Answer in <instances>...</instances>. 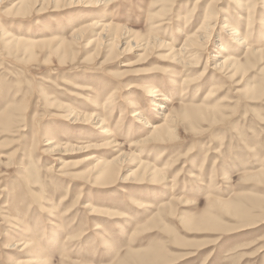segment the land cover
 <instances>
[{
  "label": "rangeland",
  "instance_id": "1",
  "mask_svg": "<svg viewBox=\"0 0 264 264\" xmlns=\"http://www.w3.org/2000/svg\"><path fill=\"white\" fill-rule=\"evenodd\" d=\"M198 1H0V264H264V0ZM208 11L212 41L185 59ZM130 97L150 125L177 116L178 140L144 143ZM71 112L110 117L118 146Z\"/></svg>",
  "mask_w": 264,
  "mask_h": 264
},
{
  "label": "bare ground",
  "instance_id": "2",
  "mask_svg": "<svg viewBox=\"0 0 264 264\" xmlns=\"http://www.w3.org/2000/svg\"><path fill=\"white\" fill-rule=\"evenodd\" d=\"M0 1H2V0H0ZM200 1V0H199ZM198 1V2H199ZM236 0H231V2L232 3H234ZM23 2V4H24V2L25 1H22ZM21 2V3H22ZM235 3H238V1H236ZM197 4V3H196ZM239 4V3H238ZM23 6V5H22ZM21 6V7H22ZM197 7H198V5H197ZM196 7V8H197ZM242 7V6H241ZM255 6H253V7H251V10H253V9H255L254 8ZM213 8V7H212ZM212 8H209L210 10H213ZM244 9V8H243ZM196 10V9H195ZM194 14L196 13V11H192ZM192 13V14H193ZM210 11H208V13L206 14L207 16L205 17L206 18V20L204 21V23L207 21V24L208 25H204V23L202 24V26L199 28V30H198V35H197V38L195 39V40H193L192 38H188L186 41H185V44L182 46V49H181V54H180V56H182V57H184L185 59H188V58H190L191 56H193V55H197V54H199V53H203V50L204 49H206V48H208V45H209V43H210V41H212V37H210L209 36V31L211 30V28L213 29L215 26H216V23H215V21H213L212 23H211V25H212V27H210V25H209V23L211 22L210 20V18L212 17L211 15H210ZM191 14V13H190ZM189 14V15H190ZM218 18L219 17H217V19H215L217 22H218ZM242 18V17H241ZM154 19H156V18H154ZM243 19V18H242ZM253 19V17H252V15H250L249 14V16H248V18H247V23H248V29H250V27L252 26V23H251V20ZM153 20V19H152ZM162 22V21H161ZM163 25V24H162ZM204 25V26H203ZM90 26H85V28H83V29H81V30H77V32H75V37H77V38H80V35H81V33L83 32V31H85V30H87L88 28H89ZM231 28L230 30L228 29V28ZM224 29H228L229 30V32L231 33V35H232V37H233V40L234 41H241V43H245L247 40L246 39H244L243 37L242 38H240V36H242V35H240V32L238 31V30H236V28H235V26L234 27H232L230 24H228V25H225V27H224ZM203 31H206V34H203ZM213 31V30H212ZM126 35H123V36H119V37H117V40H119V39H121L122 41H123V39L125 40L126 39V37H125ZM248 36V35H247ZM248 38V37H247ZM18 40V39H17ZM120 40V41H121ZM136 40V39H135ZM134 39H133V41L131 42H127V43H125L124 41V43H121V42H119V41H117V42H115L114 43V45H112L111 47H113V46H118L119 44H120V46H119V49L121 50L120 51V54H123V53H127V51H130L129 53H127V54H132L133 53V50L134 49H136L137 48V42L135 41ZM15 41V40H14ZM116 41V40H115ZM17 43H20V42H18V41H16ZM48 42H51V41H48ZM48 42H46V41H44V40H37L36 42H33V43H31V45L32 46H40V45H44V43H48ZM114 42V41H113ZM156 42V41H155ZM149 43V44H148ZM127 45L126 46V48H123V50H122V47L124 46V45ZM146 44H148V46L151 44V41H149V42H147ZM106 45H107V43H106ZM221 47H220V50L221 51H225V47L223 46V45H220ZM247 46H249L248 44H247ZM44 47V46H43ZM35 48V47H34ZM114 48V47H113ZM114 50V49H113ZM248 50V52H249V50H250V48H248L247 49ZM116 51V50H115ZM116 57L117 56H119V54H117V55H115ZM214 57V58H213ZM218 57H220L219 55H217V54H214L212 57L210 56V58L209 59H211V60H213V63H215V65H216V67H218V68H224V67H226L227 68V70H230V74H232L231 76H230V78H233V77H235L237 74H238V72H240V71H242V62H239V60H237V58L234 56V55H229V58H226V59H224V60H221V59H217ZM247 57H248V53H247V55H246V57H245V59H244V61H246V59H247ZM213 58V59H212ZM180 60V59H179ZM185 63V65H187L188 63H186V62H184ZM196 63V65H194V66H190V69H197V67L200 65V63L197 61V62H195ZM247 66H245V68H246ZM244 68V69H245ZM205 70H207V67L205 68ZM214 70V69H213ZM203 75H204V73L203 74H201L200 76H198V78H195V79H188V78H182L184 81H183V84H184V89H190L192 86H194V85H198V83H201L202 82V80H203V78H201V77H203ZM182 84V85H183ZM130 89H134V88H130ZM215 89V88H214ZM153 92V91H152ZM216 92V91H215ZM210 93H213V90L210 92ZM131 94V93H130ZM155 96V95H154ZM150 97V96H149ZM156 97V96H155ZM130 98H132V97H130ZM114 99V98H113ZM113 99L112 98H109L108 100L109 101H106V102H101V103H103V106H101L102 108H98L97 110V112H102L103 110H106V108L107 107H109L110 106V102L112 103L113 102ZM169 100V99H168ZM164 101H166V100H164ZM126 103H128V105H129V108L131 109V110H133L132 112H134L135 111V116L136 115H138V117H139V122H140V124H142V125H144V126H146V128H149V129H151V128H153L152 129V132H151V135H150V137L146 140L145 139V142L144 143H148L149 145H155V144H161L162 146H165V145H167L168 143H175L177 140H178V127H177V123H178V121H177V119H178V117L177 116H174V114L173 113H171V114H167L165 117H164V119H163V121L162 122H160V123H154V124H151L150 125V122L148 121V119L145 117L146 116V114L144 113V111L143 110H140V101H138V100H134L133 98L132 99H128L127 100V102ZM155 103V102H154ZM156 104V103H155ZM109 108H107V110H108ZM197 109V108H196ZM111 110H113V109H111ZM96 112V115H93V116H90V117H88L87 115V117H83V116H81L80 117V115L79 114H75V112H74V114L71 112L70 114H68V118H67V120L68 119H71V120H73V123L72 124H87V123H94V124H96L95 125V127L96 128H98L99 127V130H101V134H103V140L102 141H105V143H104V145H113V146H118V145H116V141H115V139H113V134H112V132H111V129H109L108 128V121H109V118L108 119H106V117L104 118L103 117V113H97ZM67 113V112H66ZM65 113V114H66ZM104 115H105V113H104ZM107 115V114H106ZM108 117V116H107ZM123 117V116H122ZM144 140V139H143ZM142 141V140H141ZM143 143V144H144ZM50 144V143H49ZM103 145V146H104ZM99 147H101V146H99ZM152 147V146H151ZM90 148V147H89ZM113 148V147H112ZM87 149H88V147H87ZM164 156V154L161 156V157H163ZM160 157V158H161ZM122 161H121V159H120V157H117V158H114L112 161H106V162H104V164H102L103 165V168H102V171H100V175H101V178L103 179V182L105 183V182H113L114 180H115V178H117L116 177V171H117V169L118 168H120L121 169V167H119L120 166V163H121ZM124 163V162H123ZM141 163V162H140ZM100 165V164H99ZM140 166V169H144V176L148 173V171H149V169L147 168V166H143L142 165V167H141V164L139 165ZM149 168H150V166H149ZM138 169H139V167H138ZM136 172H138V171H136ZM155 172V173H154ZM153 173V176H154V178L156 179V180H163L164 178H163V176H162V173L161 172H157V171H154ZM150 174H152V173H150ZM154 178H153V180H154ZM157 182V181H156ZM140 205H142L141 203H139ZM144 205V204H143ZM140 208H142V207H140ZM144 208H148V209H151V207H150V205H148V206H146V207H144ZM24 246H26V244L24 245ZM28 246V245H27ZM27 246L25 247V248H27Z\"/></svg>",
  "mask_w": 264,
  "mask_h": 264
}]
</instances>
